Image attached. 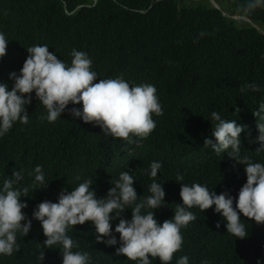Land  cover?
Masks as SVG:
<instances>
[{"label": "trees", "instance_id": "16d2710c", "mask_svg": "<svg viewBox=\"0 0 264 264\" xmlns=\"http://www.w3.org/2000/svg\"><path fill=\"white\" fill-rule=\"evenodd\" d=\"M215 1L220 9L209 0H0V32L9 40L6 55L0 58V83H6L9 90L14 84L10 73L19 75L28 47L47 45L68 64L75 48L89 55L92 70L101 79L122 76L130 85H154L163 111L160 116L153 114L160 122L154 139L142 147L128 145L133 154L125 156L114 144L118 141L104 135L100 127L69 115V109L82 105L69 104L61 118L49 123L40 119L47 115L45 107L38 101V105L32 103L27 109L29 123L16 122L0 137V188L13 170H22L24 179L15 187L29 188L28 197H21V202L27 203L23 211L32 223L27 236L17 234L19 251L0 255V264H40V245L46 237L32 213L42 201L57 202L62 189L71 191L68 186L79 181L76 177L91 178L97 198H103L114 186L111 182L129 169L126 172L135 179L137 195L148 196L153 178L150 170L144 169L153 161L160 162L162 168L155 180L165 191V205L154 212L161 223L182 204L178 175L183 176V183L202 182L222 189L214 190L218 195L228 192L238 197L247 179L244 166L227 153L212 154L203 146L206 138L215 141L211 135L217 123L211 119L215 111L221 118L245 126L240 135L241 155L264 163V153L257 156L254 152L259 144L249 142L258 136L253 111L264 103V7L245 14L242 7L248 0ZM228 12L261 19L263 24L258 29L249 23L243 25ZM201 32L206 35L201 37ZM249 84L259 90L245 88L241 92V87ZM190 149L203 153L204 167L193 165V155L185 157ZM37 165L42 166L45 184L34 188V176L28 173ZM32 200H37L36 204ZM190 210L196 217L212 214L213 225L200 222L209 216L206 214L198 216L194 226L195 221L182 228L183 245L170 264L183 255L189 257V264L203 260L209 264H249L251 253L264 241V224L242 214L248 236L239 239L228 235L226 222L214 206L204 212L196 207ZM121 215L131 220V209ZM118 223V219L112 221L114 227ZM68 234L79 244L74 251H87L91 264H135L122 255L101 254L93 231L87 227L79 225ZM58 247H42L41 264H62ZM251 263L264 264V246ZM152 264H160L159 259H152Z\"/></svg>", "mask_w": 264, "mask_h": 264}, {"label": "clouds", "instance_id": "9594fccd", "mask_svg": "<svg viewBox=\"0 0 264 264\" xmlns=\"http://www.w3.org/2000/svg\"><path fill=\"white\" fill-rule=\"evenodd\" d=\"M209 2L220 9L215 0ZM261 7H264V0H248L242 11L247 14ZM228 13L232 19L243 25L249 23L258 29L263 24L261 19ZM205 35L204 32L200 33L201 37ZM8 41L5 34L0 32V58L6 55ZM26 50L28 56L19 75L16 72L10 73L9 78L14 81L11 90L6 83H0V137L5 136L16 122L28 124L30 115L27 109L32 103L38 105L37 101L47 112L40 119H46L49 123L61 118L69 104L82 105V108L69 109V115L74 120L80 118L84 123L100 127L104 135L118 141L114 144L119 146L121 155H132L128 145L145 146L158 134L160 122L153 114L160 116L163 111L154 85H130L122 76L101 79L92 70L89 55L75 48L70 53V64L57 58L47 45H34ZM245 88L259 90L257 85L249 84L242 86L241 92ZM33 92L37 100L32 99ZM253 115L257 118L258 136L249 142L259 144L254 151L259 156L264 153V103H260ZM211 119L217 121L211 133L215 141L206 138L203 147L212 154L227 153L230 159L244 166L247 179L240 188L238 197L234 198L228 192L218 195L215 191L222 189L202 185V182L183 183V176L178 175L176 181L181 184L179 195L182 204H177L174 215L161 223L157 221L154 212L165 205V191L161 183L155 180L162 168L160 162L153 161L144 169L146 172L150 170L148 174L153 178L148 196L137 195L133 187L135 179L131 173L126 172L129 169L122 171L119 178L111 182L114 186L103 198H97L91 178L80 180V177H76L79 181L68 186L72 188L71 191L62 189L57 202L42 201L32 213V218L40 222L46 237L43 245H40V264L44 260L42 247L53 249L57 245L62 254V264H91L87 251H74L79 249V244L68 234L70 229L73 230L79 225L93 231L98 244L97 250L107 257L122 255L135 264H152V259L158 258L160 264H170L174 253L180 251L183 245L181 229L186 228L190 222L193 223L198 216L209 214L206 212L196 217L190 210L194 207L204 212L214 206L215 213L226 222L228 235L239 239L248 236L241 214L257 224H264V163L254 162L251 157L241 155L240 135L245 126L238 124L237 120L223 119L215 111L211 113ZM229 149L231 151H227ZM190 155L194 156L193 165H197V168L205 166L206 159L202 152L190 149L185 157ZM28 175L34 176V188L45 184L42 166L37 165ZM23 179L22 170H13L11 177L1 181L0 255L11 256L19 251L17 234L27 236L32 226L31 220L27 219L23 211L28 205L21 202V197H28L29 188L15 187ZM32 201L35 204L37 202ZM127 209H131V220L122 218L121 214ZM211 216L209 214L206 220L200 222L213 225ZM116 219L119 223L114 227L112 221ZM24 221L27 222L23 223ZM197 222L199 221H195L193 226ZM216 226L219 228L220 224L217 223ZM115 232L119 234L118 241L114 236ZM101 244L112 249L107 250ZM263 246L264 241L253 250L249 264H252V257ZM176 264H189V257L181 256ZM201 264L209 262L203 260Z\"/></svg>", "mask_w": 264, "mask_h": 264}, {"label": "water", "instance_id": "95a60500", "mask_svg": "<svg viewBox=\"0 0 264 264\" xmlns=\"http://www.w3.org/2000/svg\"><path fill=\"white\" fill-rule=\"evenodd\" d=\"M258 250V249H257Z\"/></svg>", "mask_w": 264, "mask_h": 264}]
</instances>
